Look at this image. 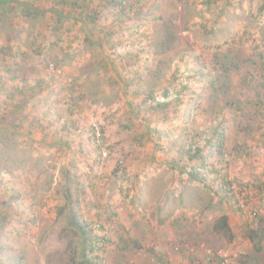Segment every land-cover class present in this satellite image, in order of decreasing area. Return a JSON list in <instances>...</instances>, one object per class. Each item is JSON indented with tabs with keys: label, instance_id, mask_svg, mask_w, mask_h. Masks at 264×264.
Instances as JSON below:
<instances>
[{
	"label": "rangeland",
	"instance_id": "1",
	"mask_svg": "<svg viewBox=\"0 0 264 264\" xmlns=\"http://www.w3.org/2000/svg\"><path fill=\"white\" fill-rule=\"evenodd\" d=\"M65 1L0 3V207L15 205L0 264H264L246 232L251 210L264 220V0H91L96 28L73 15L86 0ZM223 127L226 155L207 141ZM225 214L230 233L215 231Z\"/></svg>",
	"mask_w": 264,
	"mask_h": 264
},
{
	"label": "trees",
	"instance_id": "2",
	"mask_svg": "<svg viewBox=\"0 0 264 264\" xmlns=\"http://www.w3.org/2000/svg\"><path fill=\"white\" fill-rule=\"evenodd\" d=\"M91 0H86L84 2V4H80V3H76V2H72V5L77 4L74 10H77L76 13H73V15H75L74 17L76 19H80V21L82 20V22L90 24L91 27H98L97 23H99L100 19V12L98 11L97 7H92ZM213 1L215 0H208V3L212 4ZM5 2V0H0V3ZM110 0L105 1L104 4L105 6L110 5ZM59 3L62 4H66L68 5L69 2L65 1V0H59ZM70 5V4H69ZM134 4L130 5V8L133 7ZM90 7V8H89ZM81 22V23H82ZM98 31H103V27L99 26ZM108 34H112V30H110L108 32ZM175 43V37L174 36H167L166 39H160L158 40L155 45H156V50H155V54H162L168 50H171L173 47V44ZM10 48V47H9ZM42 84H43V80H39L35 85L31 86V87H25L22 91V93L24 94H35L38 90L42 91ZM214 84V83H213ZM30 85V84H29ZM264 87V83L263 84H259V87ZM27 89V90H25ZM170 91L172 93H170ZM166 91V94L163 98L162 101L154 100L156 107L158 108H168L170 106V95L172 94L175 98V100L181 101V96L179 95V89L176 88L174 90L175 93H177L176 95L174 94V92L170 89ZM138 92V90L136 91ZM28 97L30 98V95L26 97V99H28ZM25 101V100H24ZM26 102V101H25ZM28 102V101H27ZM97 122H94V124L90 125L89 128V132L88 134L90 135L89 137L91 138V140L93 141V143L95 144V149L99 150V156L97 157V160H100L101 158H103V148H105V134H106V124H104L103 120H96ZM32 126H34V122L32 123ZM97 128L100 129L101 135L98 137L97 136ZM42 129L44 131H46V127ZM226 130L224 129H219L218 132L216 133L215 136L209 137L208 138V142L209 143H213V145L218 149L219 153H223L224 155H226L225 149H226ZM145 136H148V134H145ZM145 136L142 137V139L145 138ZM145 140L141 141L140 144L144 142ZM103 150V151H102ZM198 152V151H197ZM195 157H197V155H195ZM183 172H187L189 174V176L194 179V180H198V181H202L204 182V177L201 175V172L199 170H197L196 168H194L193 165L190 164V166H183L182 168ZM116 173L120 176H124V175H128L127 174V170H126V166L125 165H120L119 168H117ZM222 178L224 180V183H222V189L221 191H225L224 195H226V197L229 198H233L234 200H236V202H238V205H240V208L242 209L243 212V216L244 215V205L242 202H240V198H236V192L233 190L234 189V182L232 180H227L228 176L227 175H222ZM135 184V183H134ZM135 186L137 187V184H135ZM216 193L220 194V191H217ZM230 193V194H229ZM229 194V195H228ZM222 195V194H220ZM238 195V194H237ZM239 197V196H238ZM16 198H19L16 196ZM5 207H0V223L1 221L3 223H7L9 222V214L10 213V209L14 208L15 205L12 202H4ZM251 219H250L246 224H247V229L246 232L248 233V238L250 239V241L253 243L254 246V250L256 252H262L264 249V220L262 218V216L257 212V211H253L251 210ZM72 223H74L75 227L80 229L83 233H88V224H86L84 221H79L78 220V216L76 213H74V216L72 218ZM1 227V226H0ZM230 218L229 215L225 214L223 216H221L219 219L216 220L213 229L217 232H223V233H230ZM1 229V228H0ZM105 237H97V241L100 243H104L105 242ZM93 243V242H92ZM90 243L88 246L87 244L85 245V249L87 247H89L90 251H94L95 248H97L96 243ZM85 255V253H83ZM88 260V259H85ZM196 263V262H195ZM196 264H222L221 259L219 258L217 253H212L211 255H207L203 262H198Z\"/></svg>",
	"mask_w": 264,
	"mask_h": 264
},
{
	"label": "built area",
	"instance_id": "3",
	"mask_svg": "<svg viewBox=\"0 0 264 264\" xmlns=\"http://www.w3.org/2000/svg\"><path fill=\"white\" fill-rule=\"evenodd\" d=\"M101 135V132H100V129L97 128V136L99 137ZM109 155V152L108 151H103V158H107ZM100 243V242H99ZM101 244V243H100ZM218 256L219 258L221 259L222 261V264H231V259L229 258L228 255H226L225 253H222V252H218Z\"/></svg>",
	"mask_w": 264,
	"mask_h": 264
},
{
	"label": "crops",
	"instance_id": "4",
	"mask_svg": "<svg viewBox=\"0 0 264 264\" xmlns=\"http://www.w3.org/2000/svg\"><path fill=\"white\" fill-rule=\"evenodd\" d=\"M105 1H108V0H105ZM107 8H110V7H112L111 5H108V6H106ZM101 12V11H100Z\"/></svg>",
	"mask_w": 264,
	"mask_h": 264
}]
</instances>
